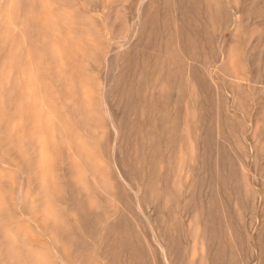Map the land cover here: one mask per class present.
I'll return each instance as SVG.
<instances>
[{
	"label": "rangeland",
	"instance_id": "obj_1",
	"mask_svg": "<svg viewBox=\"0 0 264 264\" xmlns=\"http://www.w3.org/2000/svg\"><path fill=\"white\" fill-rule=\"evenodd\" d=\"M161 229L184 264L204 239L223 264L264 252V0H0V238L50 264H167Z\"/></svg>",
	"mask_w": 264,
	"mask_h": 264
},
{
	"label": "bare ground",
	"instance_id": "obj_2",
	"mask_svg": "<svg viewBox=\"0 0 264 264\" xmlns=\"http://www.w3.org/2000/svg\"><path fill=\"white\" fill-rule=\"evenodd\" d=\"M140 5V4H139ZM143 5V4H142ZM25 18V17H24ZM26 19V18H25ZM15 20V19H13ZM139 20V19H138ZM219 23L220 21H212L211 24H214V23ZM39 23V22H38ZM16 25V24H15ZM209 26V25H208ZM211 27V26H210ZM143 28V27H142ZM147 28V27H146ZM140 29V28H139ZM26 31V30H25ZM27 33V32H26ZM142 33V32H141ZM145 33V32H144ZM136 37V36H135ZM135 40V39H134ZM145 41V40H144ZM146 43V42H145ZM181 45L183 43L179 42ZM17 45V43H16ZM13 46V45H12ZM99 46V45H98ZM101 48V46H100ZM166 52L165 51H160L159 54H165ZM148 54V53H147ZM167 54V53H166ZM14 55V54H13ZM190 55V54H189ZM187 55L186 58H189L190 56ZM32 56V55H31ZM135 56V55H134ZM145 55H143L144 57ZM198 56V55H197ZM22 57V56H21ZM136 57V56H135ZM11 58V57H10ZM115 58V57H114ZM26 59V58H25ZM117 59V58H116ZM133 59V58H132ZM22 61V60H21ZM184 61V60H183ZM187 61V60H186ZM120 62V61H119ZM196 62V61H195ZM28 65V64H27ZM34 66V65H33ZM38 66V65H37ZM151 66V65H150ZM8 68V67H7ZM4 69V68H3ZM16 69V68H15ZM214 70V68H212V65H206L205 66V72L206 74L208 75L207 77H210V75H212V71ZM7 71V70H6ZM76 72V71H75ZM218 72V71H216ZM157 73V72H156ZM17 74V73H16ZM149 74V73H148ZM221 74V73H220ZM151 75V74H149ZM158 77L162 75V73L159 72V74H157ZM222 75V74H221ZM19 77V76H18ZM185 79H186V83L188 84L189 88L191 89L192 93H196L197 91V87L195 86V81H196V77L192 75V72L191 70L187 71L186 72V75H185ZM211 78V77H210ZM2 79V78H1ZM17 79V78H16ZM155 79V78H154ZM212 79V78H211ZM210 79V80H211ZM213 80V79H212ZM7 81V80H6ZM10 81V80H9ZM24 81V80H23ZM30 81V80H29ZM33 81V80H32ZM154 81V80H153ZM25 82V81H24ZM93 82V81H92ZM157 84H159L160 80H156ZM161 84H164L163 82H160ZM8 84V83H7ZM6 84V85H7ZM20 84V83H19ZM22 85V84H21ZM215 85V84H214ZM87 86V85H86ZM23 88V87H22ZM179 90H180V86L178 87ZM8 89V88H7ZM15 89V88H14ZM217 89V88H216ZM22 90V89H21ZM13 91V89H12ZM15 91V90H14ZM178 91V90H177ZM217 91V90H216ZM10 93V92H9ZM14 93V92H13ZM28 93V92H27ZM26 93V94H27ZM103 93V92H102ZM217 93V92H216ZM19 94V93H18ZM23 94V93H22ZM25 94V95H26ZM29 95V94H28ZM197 94H195V104L198 103L197 101ZM23 97V96H22ZM30 98V97H29ZM41 98V97H40ZM11 101V100H10ZM129 102V101H128ZM218 102V101H217ZM13 103V102H12ZM11 103V104H12ZM21 103V102H19ZM18 103V104H19ZM133 103V102H132ZM142 104L141 108H143V113L142 115L144 116V114L146 113V107L144 109V100H143V97H139L138 99V104ZM10 105V104H9ZM85 105V104H84ZM154 106V105H153ZM156 106V105H155ZM5 107V106H4ZM115 107V106H114ZM119 107V106H118ZM132 107V105H131ZM16 108V106H15ZM137 108V107H136ZM150 108V106H149ZM8 109V108H7ZM119 109H121V107H119ZM124 109V108H123ZM3 110V109H2ZM149 110V109H148ZM7 111V110H6ZM31 111H32V116L30 119H28V122H35L34 119H33V111H37V109H34L31 108ZM119 111V110H118ZM10 112V111H9ZM16 112V111H15ZM122 116L123 114H125L127 111H123L122 110ZM153 112V111H152ZM7 114V113H5ZM132 114H134V111L132 112ZM153 114V113H152ZM3 115V114H2ZM46 115V114H45ZM121 115V114H120ZM7 115H5L6 117ZM132 116V115H131ZM218 116V115H217ZM114 117V116H113ZM119 117V116H118ZM48 118V117H47ZM99 118V117H98ZM173 118V117H172ZM9 118H7L8 120ZM117 119V118H116ZM154 119V118H153ZM12 120V119H10ZM37 123L38 122V119L36 118L35 119ZM120 120V119H119ZM118 120V121H119ZM218 120V119H217ZM59 121V120H58ZM12 122V121H11ZM218 122V121H217ZM115 123V122H114ZM119 123V122H118ZM97 124V123H96ZM152 124V123H151ZM165 121L162 120V127H164L165 125ZM218 124V123H217ZM10 125H12V123H10ZM130 125V124H129ZM9 126V125H8ZM218 126V125H217ZM149 127H151V125L149 124ZM148 127V128H149ZM87 128V127H86ZM50 129V128H49ZM7 130V129H6ZM128 130V129H127ZM117 133V132H116ZM127 133V132H126ZM43 134V133H42ZM151 134V133H150ZM34 135V134H33ZM95 135V134H94ZM127 135V134H126ZM153 136V138H148L147 139H144L145 142H143V146H147V153L150 154L152 157L155 156V154L157 153V151L159 150H162L161 147L164 148V145L161 144V142L159 141V139L155 140V134L153 135V133L151 134ZM150 135V137H151ZM161 135V134H160ZM46 136V135H45ZM66 136V134H65ZM31 137V136H30ZM115 137V136H114ZM149 137V135H148ZM114 139V138H113ZM16 141V140H15ZM29 141V140H27ZM17 142V141H16ZM32 142V141H31ZM78 142V141H77ZM139 143V142H138ZM80 145V144H79ZM171 145V140L168 139V141L165 143V147H168ZM202 145V144H201ZM118 146V145H117ZM43 148V147H42ZM72 149L73 153H74V156L78 157L80 159V155L82 153V149L79 150L78 147H75V148H70ZM94 150V149H93ZM201 153V152H200ZM60 156V155H59ZM175 156V155H174ZM179 156V155H177ZM58 157V156H57ZM69 157V156H68ZM66 159V158H65ZM190 159V158H189ZM201 159V158H200ZM144 160V159H143ZM204 160V159H203ZM87 161V160H86ZM135 160H133L134 162ZM205 161V160H204ZM90 162V161H89ZM117 164V163H115ZM50 165V164H49ZM117 166V165H116ZM182 166V165H181ZM119 167V166H118ZM62 168V167H61ZM60 168V169H61ZM94 168V167H93ZM181 168V167H180ZM187 168V167H186ZM242 169V167H241ZM94 170V173L92 175L95 174V172H97V168L96 169H93ZM199 171V170H198ZM245 172V171H244ZM167 173V172H166ZM183 174V173H182ZM204 174V172H203ZM122 175H124L122 173ZM126 175V173H125ZM252 175V174H251ZM193 172L188 170V173H187V181L190 180L191 181V186H190V190L194 187V182H193ZM127 177V175H126ZM195 177V176H194ZM197 177V176H196ZM147 178V179H146ZM142 182L139 184V190H138V193L141 194V193H151V192H154L153 194L156 193V176L154 173H151L150 170L148 172V177H146V175L144 174L142 176ZM159 179V178H158ZM197 179V178H196ZM43 180V179H42ZM120 180V179H119ZM166 181V180H165ZM51 182V181H50ZM91 182V181H90ZM186 182V181H185ZM125 183V182H124ZM178 183V182H177ZM127 184V183H125ZM117 185V184H116ZM129 185V184H127ZM189 188V187H188ZM199 188V187H198ZM131 189V188H130ZM205 192V191H204ZM119 193V192H118ZM177 195V193H176ZM137 196V194H136ZM107 197V196H106ZM120 198V197H119ZM172 198V196H171ZM188 198V197H187ZM122 200V199H121ZM187 200V199H185ZM164 201V200H163ZM263 201V200H262ZM205 203V201H204ZM196 204V202H195ZM199 204V203H198ZM213 204V203H212ZM176 205V204H175ZM184 206V205H183ZM193 206V205H192ZM137 208V207H136ZM192 208V207H191ZM115 209V208H114ZM201 209V208H200ZM182 210L185 211V210H188L187 209V205L183 208L182 207ZM204 211V210H202ZM47 210H46V213L47 214ZM169 214H172L173 212V209H169L168 210ZM182 212V211H181ZM187 212V211H186ZM164 214V213H163ZM186 217V215H185ZM165 218V217H164ZM184 218V217H183ZM188 218V217H187ZM46 219H50V215L48 217H46ZM99 220V219H98ZM187 220V219H186ZM104 222V221H103ZM102 222V223H103ZM191 222V221H190ZM180 223V222H179ZM184 223V222H183ZM188 223V222H187ZM185 224V223H184ZM183 224V225H184ZM153 225V224H152ZM151 225V226H152ZM260 226V225H259ZM184 228V226H183ZM152 229V228H151ZM187 230V229H186ZM154 231V230H153ZM106 232V231H105ZM156 234V233H155ZM2 238H0L1 240V243H0V246H2L3 243H5L4 247L5 249L8 251V256L7 258H3V260H6L8 262V264H50L45 257H43L42 255H40L38 252L37 253H34L33 250L28 247V246H25L24 243L22 241H19L17 237H11L10 234L6 231H4L3 235L1 236ZM184 238V237H183ZM160 239L162 241V248H163V253H162V256L165 257V259L167 260V264H184L185 263V259H186V255L185 253H182L178 248L177 246L173 243V240L172 238H169V236H167L165 234V231L164 230H160ZM147 240V238H146ZM149 241V240H148ZM181 241V240H180ZM187 242V241H186ZM20 243V245L18 244ZM182 243V242H181ZM210 242L208 241V239H204L203 243H202V246H201V250H200V256H199V264H223L224 262V258L223 256H221L220 253H218V247H216L215 249V254L213 255L212 253V249L210 244ZM258 243V242H257ZM183 244V243H182ZM150 245V244H149ZM18 246H20V248L18 249ZM191 246V245H189ZM99 250V249H98ZM105 250V249H104ZM217 252V254H216ZM7 254V253H6ZM164 254V255H163ZM197 250H196V247H193L192 251H191V254H189L190 258H189V263L188 264H192L193 263V260H195V258L197 257ZM130 256L133 257V253H130ZM123 258V257H122ZM111 260V259H110ZM109 260V261H110ZM257 264H264V252L260 249L259 250V253H258V257H257ZM1 261L0 260V264H1ZM6 261H4L6 263ZM155 263V262H154ZM229 264V263H228Z\"/></svg>",
	"mask_w": 264,
	"mask_h": 264
}]
</instances>
